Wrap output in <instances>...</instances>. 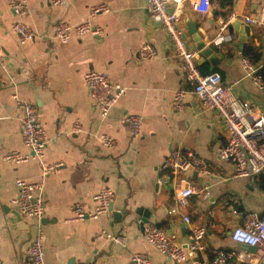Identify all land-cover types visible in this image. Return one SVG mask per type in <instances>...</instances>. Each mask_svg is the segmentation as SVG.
Returning <instances> with one entry per match:
<instances>
[{
	"label": "crops",
	"instance_id": "0c3cea01",
	"mask_svg": "<svg viewBox=\"0 0 264 264\" xmlns=\"http://www.w3.org/2000/svg\"><path fill=\"white\" fill-rule=\"evenodd\" d=\"M28 12L23 22L38 36L25 43L18 41L10 27L14 15L5 0H0V259L2 264H25L26 249L33 237L35 220L22 217L12 203L17 194L15 179H43L45 214L42 219L45 264H132L133 253L144 252L150 264H193L165 257L143 237L149 224L175 233L184 242L186 225L178 213H171L175 195L186 181L208 193L192 195L183 213L195 224L203 225L204 250L200 258H209L220 249L237 248L230 233L249 211L264 214V176H236L233 164L217 157L228 132L223 119L213 109L200 105L183 79L174 45L162 24L153 21L146 0H66L54 5L50 0H26ZM192 0H169L166 9L175 12L190 50H195L191 29L196 28L206 43L212 42L222 53L215 66L209 61L198 64L201 73L218 72L224 84L250 106L264 112V90L257 89L242 66L248 58L264 73V31L247 23L245 15L256 16L264 0H211V10L201 15L192 8ZM105 3L109 13L97 15L93 22L103 28L99 36L72 34L62 43L55 36L58 21L79 22L93 5ZM230 13L250 27V33L229 31ZM222 21L226 23L221 31ZM156 49L153 59L139 56L142 43ZM199 59V58H198ZM198 62V61H197ZM107 73L113 83L125 91L102 118L96 102L83 81L87 70ZM182 86L189 90L184 106L171 105L172 92ZM33 103L49 141L44 161L62 166L41 176L36 160L24 163L5 161L10 150L26 152L20 123L21 112L12 94ZM127 114L142 117L138 135L121 121ZM77 124L79 130L73 131ZM94 133H107L115 139L112 147H102ZM172 150H191L201 156L207 172L189 169L169 177L162 169ZM114 191L109 212L97 219L69 221L71 206L80 202L92 206L94 195L103 187ZM148 209V223L141 226L137 209ZM113 211H124L115 218ZM101 229L126 235V245L96 239ZM246 252H249L246 250Z\"/></svg>",
	"mask_w": 264,
	"mask_h": 264
},
{
	"label": "built area",
	"instance_id": "2783aa9c",
	"mask_svg": "<svg viewBox=\"0 0 264 264\" xmlns=\"http://www.w3.org/2000/svg\"><path fill=\"white\" fill-rule=\"evenodd\" d=\"M14 21L11 31L17 35L20 43L35 39L38 34L23 22V17L28 12L26 0H5ZM54 5H63L66 0H50ZM169 0H146L145 7L150 18L162 24L169 35L175 53L179 59V67L183 79L191 86V91L196 95L202 107L213 109L223 119L228 136L226 143L218 148L217 157L221 161L233 164L236 176H264V112L250 106L246 101L237 97L232 86L224 84L221 76L214 71L208 74L201 73L198 66L199 52L190 50L183 36V30L179 25V17L175 12L166 9ZM192 8L195 12L205 15L211 10V0H192ZM110 7L105 3H99L89 8L86 18L76 23L58 21L54 26L55 36L62 43L67 42L72 34L82 36L90 33L99 36L103 28L93 22V19L102 13H109ZM237 13H230L227 22L236 19ZM243 19L264 31V8L256 16L245 15ZM226 22V23H227ZM226 23L222 21L221 31ZM155 47L148 41L142 43L139 56L143 59L156 57ZM242 66L254 86L264 90V78L260 67L254 66L252 62L242 57ZM83 81L91 98L96 102L99 114L106 117L118 101L125 89L118 83H113L107 73L87 70L83 75ZM189 90L179 86L172 92L171 105L179 110L184 106L185 98ZM15 105L21 112V135L26 152L10 150L3 155L5 161L13 163H24L36 160L40 164L41 176L59 169L61 162L47 163L44 161V150L49 141L45 127L38 119L36 106L20 98L16 93L12 94ZM121 121L125 123L132 134L138 135L142 127V117L136 114H127ZM79 130L75 123L73 131ZM93 139L105 148L112 147L115 139L107 133H94ZM162 169L168 171L158 179L159 184L169 182V177L177 179V175L189 169L207 172L204 159L196 152L187 150H172L164 159ZM17 194L12 199L18 213L25 218L35 220V229L32 239L26 249L25 264H45L43 246L42 219L45 214L44 183L43 179L28 181L22 178L15 179ZM203 192L206 196V187L202 189L193 183L186 181L175 195V204L170 209L171 213L181 215L186 225V239L182 242L175 233H167L161 226L149 224L143 229L145 240L157 249L165 257L183 263L188 259L193 264H264V214L253 211L245 213L240 225L233 228L230 233L232 241L239 242L243 246H255V252H246L245 249H220L212 253L209 258H200L198 255L204 250L203 237L206 229L203 225L195 224L190 215L183 213L182 209L187 205L192 195ZM114 202V191L111 187L101 188L93 197L92 206L76 202L71 206L69 221L84 219H97L102 214L112 209ZM96 239H106L118 246L126 245L127 237L123 233H111L101 229L95 234ZM132 264H150L147 253L137 252L131 256ZM0 264L2 260L0 259ZM78 264H94L93 261H81Z\"/></svg>",
	"mask_w": 264,
	"mask_h": 264
},
{
	"label": "water",
	"instance_id": "95a60500",
	"mask_svg": "<svg viewBox=\"0 0 264 264\" xmlns=\"http://www.w3.org/2000/svg\"><path fill=\"white\" fill-rule=\"evenodd\" d=\"M228 29L229 31L234 30V31H239V32H244L245 35H248L250 33V27L249 24H247L246 22H244L243 20H234L232 21L229 25H228ZM190 33L192 34V40L194 43V47L195 49L199 52V59H198V64L204 62V61H209V63L211 64V66H215L218 62V60L221 59V55L222 53L217 51V46L215 44H213L212 42L210 43H206L202 37V35H200L196 28L191 29ZM124 213V211H113V215L114 217L117 219L119 218L122 214ZM136 213L140 214L142 216L141 218V226L143 228V225L145 223H148L149 219H148V214H149V210L148 209H137ZM16 215V219L19 222L20 225H22V218L21 215L18 212H15ZM236 244L238 246H242L243 249L249 251V252H255L256 251V247L255 246H243L241 245L239 242H236Z\"/></svg>",
	"mask_w": 264,
	"mask_h": 264
},
{
	"label": "trees",
	"instance_id": "16d2710c",
	"mask_svg": "<svg viewBox=\"0 0 264 264\" xmlns=\"http://www.w3.org/2000/svg\"><path fill=\"white\" fill-rule=\"evenodd\" d=\"M263 78H264V73H263Z\"/></svg>",
	"mask_w": 264,
	"mask_h": 264
}]
</instances>
